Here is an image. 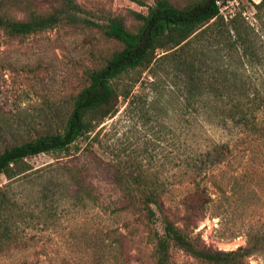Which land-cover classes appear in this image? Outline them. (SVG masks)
I'll return each instance as SVG.
<instances>
[{"label": "rangeland", "instance_id": "1", "mask_svg": "<svg viewBox=\"0 0 264 264\" xmlns=\"http://www.w3.org/2000/svg\"><path fill=\"white\" fill-rule=\"evenodd\" d=\"M169 1L182 6L191 0ZM258 1L231 0L220 13L224 20L239 13L253 29L259 60L237 57L238 51L227 46L231 30L213 42L226 58L224 65L237 66L244 83L219 81L212 64L193 57L200 71L188 80L182 76L179 67L187 57L198 48L209 50L204 46L217 33L205 24L179 50L156 60L152 71H143L129 97H118L116 112L76 141V151L57 159L61 153L25 158L31 173L10 189L23 217L16 223V241L0 248V264H109L103 232H124V226L137 234L122 243L126 262L153 264V244L138 220L140 192L127 191L140 184L159 191L163 212L171 218L183 216L184 196L199 207L203 197L192 193L204 188L208 201L192 222H184L189 235L211 249H245L242 264H264V27L254 14ZM73 2L82 9L78 22L61 20L25 36H7L0 29V150L60 130L73 95L86 83V71L101 66L119 47L98 26L108 16H120L134 30L138 22L132 12L144 13L152 0ZM61 3L0 0V13L21 20L31 11L50 13ZM55 160L74 166L90 197L68 194L69 180ZM114 165L128 175L120 185ZM5 182L0 174V185ZM154 228L162 231L158 217ZM167 264L209 263L170 246Z\"/></svg>", "mask_w": 264, "mask_h": 264}, {"label": "trees", "instance_id": "2", "mask_svg": "<svg viewBox=\"0 0 264 264\" xmlns=\"http://www.w3.org/2000/svg\"><path fill=\"white\" fill-rule=\"evenodd\" d=\"M61 1V5L53 8L50 13L31 11L26 19L21 20L0 13V29L7 36H25L51 28L61 20L70 23L80 21L79 13L82 9L78 4L73 0ZM228 1L231 0H191L185 5L177 6L169 0H152L144 13L132 12L138 22L134 30H128L120 16H108L106 21L98 26L107 38L119 43V47L104 59L101 66L86 71V83L73 95L62 128L36 135L0 150V174L7 180L0 185V248L7 242L16 241L18 234L15 230L16 223L23 217L18 200L10 193V189L14 182L26 178L31 173V167L25 158L39 153H61V156H55L57 159L76 151L78 148L76 141L89 137L100 122L116 112L118 97L121 99L129 97L131 88L140 81L143 71H152L151 65L156 60L168 56L171 49L179 50L191 34L205 24L209 23L212 30L216 29L217 33H212L211 45L204 46L209 50L198 48L193 51L192 56L187 57L183 68L179 67L182 76L188 80L194 71H200L195 70L193 57L199 63L212 64L219 81L225 79L234 83L238 80L244 83L240 73H237L238 67L228 68L224 65L225 56L218 46L213 45L214 40L220 41L222 33L231 30L232 37L227 36V46L231 45L236 54L238 51L237 57L248 61L259 60L255 50L253 29L239 13L223 19L221 7ZM253 7L255 17L264 27V0L253 3ZM222 43L226 46L225 42ZM184 58L186 59L185 54L182 60ZM216 149L206 151L204 158L210 156ZM55 162L69 180L66 187L68 194L71 197H90L89 188L74 166L69 165L68 161ZM112 171L114 180L119 185L126 180L125 176H128L118 165H114ZM132 180L137 183L140 181L137 175H134ZM140 185H142L140 188L128 186L127 191L140 192L138 220L140 219V223L146 227L147 238L153 244V264L168 263L170 246H176L209 264H242L241 258L247 253L245 249L241 247L230 251L211 249L201 245L197 237L189 235L188 227L184 226V222L190 223L199 215L203 203L208 201L204 188L196 189L192 193L202 195L203 200L199 207L193 206L184 196L183 216L171 218L163 212L165 208L159 191L152 187V184L147 185V188L145 184ZM157 217L162 224L161 232L154 228ZM179 220L183 221V226L178 225ZM128 229V226H124V232L116 229L103 232L102 241L109 264H130L126 262L121 247L122 243L131 242V238L137 234Z\"/></svg>", "mask_w": 264, "mask_h": 264}]
</instances>
